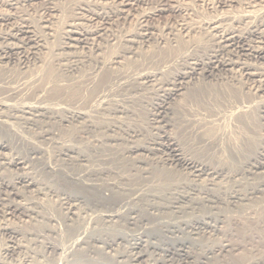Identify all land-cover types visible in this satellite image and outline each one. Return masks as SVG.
I'll return each instance as SVG.
<instances>
[{
	"label": "rangeland",
	"instance_id": "obj_1",
	"mask_svg": "<svg viewBox=\"0 0 264 264\" xmlns=\"http://www.w3.org/2000/svg\"><path fill=\"white\" fill-rule=\"evenodd\" d=\"M142 1L147 4L143 2L141 5ZM142 1L137 4L138 6L136 5L134 7V10H131V14H129L130 18L126 16L119 20L112 18L108 21L109 24H106L108 30L101 37V39H103L98 40L101 48L100 50L96 51L95 48L90 47V45L85 48H76L75 52L85 54L86 56H90V58L93 57L89 59L90 61H86L87 63L82 62L80 63L81 65L78 64V70L67 68L64 64L57 65L60 64V60L61 63H65L62 56H65L66 53L61 49L65 42L64 27L69 20L75 17L80 18L77 22L85 29L93 30L101 27L102 22L100 19H94V17L92 19V17H90V12L93 11V9L94 11H98V6H95V0H14L13 2L16 5H13L11 8L0 3V12L13 14L14 16V19L10 21L11 23L0 26V33L7 32L11 25L13 26L17 24V22L27 23L37 31L36 34L40 38L43 36L41 38H44L42 40L43 45L46 44L43 48L44 50L41 49L37 52L38 54L36 57H29L26 60L27 62L21 63L19 58H15L9 63H6L7 65H0V71L2 73L8 72L7 74L13 78L25 77L29 74H36V72L41 75L40 83L32 87H25L24 89L16 87V89L9 91L10 93L4 92L5 98L3 94H0V97L6 99L5 101L8 100L7 102L13 103L15 107H12L13 109L9 108V111L6 110V108H0V142L6 144V148L0 150V264H181L182 257L179 256L180 253L178 251L181 243L185 245V251H188L187 253L190 259L182 264H264V202L258 203L257 205L253 203V206H250L251 210L250 208L247 210L249 213L247 214L246 212L247 216H249L247 217L245 216L246 214L242 215L240 212L235 211L234 206H230L231 204L224 203L222 207H220V205H218L219 207L207 205V208H209L204 211L206 206H201L193 200H190L193 201L191 203H189V200H179L182 194L188 193L189 195L195 192L197 193V191H195L196 188L198 189L197 186L204 184L206 181H204V178L206 176L203 175L198 179L188 170L185 171L183 168L175 166L174 163L164 162L168 155H166L167 151H164L165 149L161 145L163 143H175V148L178 147L183 155L185 153L186 157L197 161L199 160L207 165L208 167H206L210 168V170L212 168L211 171L219 169L220 171L216 170V182H218L217 187L221 190L223 189V191L236 186L234 183H237L238 186L244 185L245 187L246 183L244 181H248L246 184L247 186L253 185V180H260L258 178L260 175H256L255 173L249 175L247 170L249 167H247V164H252V160H249L250 158H243L241 161L235 160L236 158H233L229 150L231 149L230 147H237L242 143L241 140L244 138V134L248 132L250 128L254 131V135L257 137L258 142L260 141V144L264 142V112H262L264 111V94H257L254 90V83L250 80H244V78L237 73L234 80L235 83L233 82V84L242 90V94L246 99L251 100L250 105L252 108L250 106L249 110L245 113L248 118L244 115L242 121L239 119L237 120L234 115H230L226 110H223V107L219 103H207L206 101H201L202 103H200V101H194V99L192 101L186 94L184 96L185 98H181L182 103L180 98L170 102L169 113L167 112L166 116L161 118V121L155 122V120L152 119L154 118V108H156V104L162 99V93L158 91V82L166 79L170 80L177 72V69L181 70L184 67V54H181V56H174V54H172L171 57L170 49L175 48L176 45L178 47L188 40L186 41L187 43H185L186 45L184 44L185 49H187L185 55L188 54V51L191 52H189V54L194 53L201 55V52L204 54L208 49L207 42L210 44L213 42L211 36L204 28L209 19L213 20L215 18L224 17L222 19H224V23L227 21L226 24H229L228 26L234 25L232 27L243 31L246 27L244 22L242 24L236 23L235 20H237L243 12L251 10L248 9L250 0H245V2H242L243 0H235V4L229 5V8L232 7L231 9H229L227 5L223 7V5H221L222 3L220 4L217 2L218 0H177L176 5L178 6L179 4L178 9H174L175 11L173 10V12L170 9L162 11L161 14L158 13L145 20L146 22L141 18V13L150 12V10L154 11L155 8L157 9L162 5L163 1ZM81 8L85 10H81ZM87 8H89L88 11ZM256 16H260V14H256ZM145 24L149 27L153 26L150 27L152 38H150L147 43H141L140 39L137 37H135L136 42L132 44L131 47L124 42V38L127 34L137 33L139 31L138 28ZM238 25L240 29H238ZM182 26H189L191 30L189 29L187 33V31L181 28ZM185 32L186 35H184ZM207 34L209 36H207ZM183 37L187 39L183 40ZM179 39L181 42H178ZM248 40L247 42L252 45L251 39L248 38ZM166 42H168V45ZM163 45L165 49L162 48ZM236 45L237 43L231 51V57L235 58L236 56V59L241 62H250L249 64L252 63V65L264 72V58L256 56L250 58L245 57L240 51V46ZM238 45L241 44L238 43ZM127 48H132V52L128 54L121 53ZM196 48L199 50L198 52ZM158 49L160 51L159 54ZM235 51L236 53L234 54L233 52ZM115 54L122 55L118 59L122 64H108L106 66L110 68L109 70L125 72L124 74L128 75L126 78L127 80L124 79L126 82L122 83L123 85L116 84V88H113L109 96L101 99L102 101L100 100V102H103L101 105H96L93 100L92 104V102H90L91 100L88 99L90 98L91 87H82L78 89L75 95H70V91L65 89V91L58 96L59 101L57 102L60 103L57 105L50 103L49 100L52 96H49V94L51 95V93L48 91L45 92V89L42 90V88H44L42 80L45 73L43 67L45 68L47 65L52 66L57 78H67V80H72L71 83H74V80L78 78L82 72H87L88 70H90L88 72L93 71V75L96 76L95 79L98 80L99 75L103 71H106V68H103L99 62L94 63V58L98 56L99 58H96L99 59V61L102 59L108 60L110 58L112 59V56ZM178 57H181V60L179 59L178 61ZM171 59L173 61H171ZM170 61L172 64H176L171 65ZM42 63H44V65ZM25 65H27V67ZM179 66L182 68H179ZM101 67L102 70L100 69ZM164 69L165 71H163ZM148 71H155L158 73V80L153 83L154 85L148 84V86H146V84L143 86L138 83L136 84L134 79L137 73L140 74ZM226 82L229 84L228 81ZM203 84L206 83L204 82ZM206 85V87H211L208 86V84ZM118 88L119 90H116ZM183 100H185V102ZM186 100L190 103L192 102L191 104L189 103L190 108ZM38 101L47 102L43 103L48 106L47 114L33 112L31 113L34 115L33 116L28 113L22 114V112H16L15 110L16 106L17 108L21 106L19 102L23 105L24 103L31 102L35 104ZM69 102L71 104H69ZM183 103L185 107L182 106ZM207 105L209 109L205 107ZM69 106H72V109ZM73 106L77 110L73 109ZM221 108L226 112L224 113L222 110L219 111ZM173 109H175L176 111H174L177 113H175ZM186 109L188 111H186ZM199 109L204 112L202 113ZM74 111H83L82 113H84V116L82 118L75 117V122L72 118L76 116ZM196 112L200 114H195ZM209 113H211L210 116ZM223 113L224 116L226 113L228 115L226 114L224 118H221L223 117V115L221 116ZM180 114L182 115L180 116ZM183 114L186 118H184L185 116ZM259 114L262 115L259 116ZM20 115L23 116L20 118ZM52 115L54 117L56 116L55 119H53L54 117ZM211 115H214L215 118ZM87 116L88 118H86ZM40 117L44 120L40 119ZM259 117L261 119H259ZM3 118L5 121L7 119V126L6 123L2 122ZM47 119H50V121ZM235 120H237L236 123L239 126L235 124ZM243 131H245V133ZM162 136H165V140L160 138ZM210 139H212V141ZM156 140L161 142L156 145ZM213 141H216V144L213 143ZM259 143L257 144L258 146H256L258 151L264 147V144L260 146ZM212 144L216 145V147ZM143 145H153L155 150L152 153L144 151L129 152V149L134 147L138 148ZM67 149L72 150L73 153L67 152ZM7 156L10 157L8 158ZM5 157L8 159H11V157L13 159L19 158L21 163L19 166H11L7 163L6 165L4 162L7 160H3ZM21 167H23V169H20ZM235 167L236 169H234ZM128 171L131 174H128ZM233 171L235 174H232ZM249 171L251 172V170ZM185 173H187V175H184ZM189 173L190 175H188ZM22 174L33 179L34 184L27 185L24 182H19L18 178ZM147 174H151L152 176L150 175L149 177L148 175L147 177ZM221 174L223 176L225 175L224 177L227 179H224ZM228 174H230V177L236 180V182L233 181ZM191 175L192 177H190ZM246 176L248 179H246ZM219 177L222 178V181ZM238 178H240V180H238ZM193 180L194 182H192ZM174 181L178 182L175 183ZM196 182L199 183L197 184ZM222 182L223 185H219L222 184ZM238 182H241V185H239ZM147 183L148 186H146ZM191 183L192 185L190 187ZM144 184L145 186H143ZM151 184H153V186H151ZM180 184L184 186L182 187ZM128 185L134 190L130 189ZM168 185L171 186L169 187ZM178 185L179 187H177ZM193 185H195V187H193ZM225 185H227V187ZM244 187L241 186V189ZM191 189H193V191ZM101 191L104 192V195H102V193L100 194ZM114 197L116 198L114 199ZM76 198L77 200H75ZM124 200L128 202L125 207L121 205ZM185 201L187 202L186 205H184L186 203ZM67 203L74 204L75 215L68 213ZM192 203L198 207H195ZM191 207L193 210H190ZM226 207L228 211L225 209ZM230 207L232 209L234 208L233 211ZM184 209H186L187 212ZM210 209L211 211H209ZM111 211H114L115 214L117 213V216L107 218L105 213ZM174 211L175 214L177 212L179 214L177 213L174 216ZM188 212H190V214ZM208 212H211L213 215L211 216L210 213L209 216ZM197 214H199L198 217ZM156 215H159V218ZM214 215L217 220L214 218ZM161 216L163 218H161ZM170 216L174 217L170 218ZM199 216L204 218L203 220L209 221L210 225L213 227L194 231L185 228L181 223L183 219H186L185 217H188V220H192V218L195 217L200 218ZM153 217L157 219L154 220ZM176 218L178 220H176ZM179 219L181 224L178 222ZM209 219H211V221ZM174 223L180 226L175 224V227ZM215 225L217 228H215ZM178 227L181 228V232L177 230ZM79 232L81 233L77 235ZM132 234L135 235L132 237ZM135 236L136 238H143V243H141V247L138 250L141 258L137 261H131L130 257L137 252V250L131 248ZM258 236L260 238H258ZM108 244H110V246H108ZM9 246H14V248L9 250Z\"/></svg>",
	"mask_w": 264,
	"mask_h": 264
},
{
	"label": "bare ground",
	"instance_id": "obj_2",
	"mask_svg": "<svg viewBox=\"0 0 264 264\" xmlns=\"http://www.w3.org/2000/svg\"><path fill=\"white\" fill-rule=\"evenodd\" d=\"M14 0H0V3L1 4H4L8 7H12L13 5H16L14 4L13 2ZM142 0H95V6L97 5L98 7V11H91L90 9V17H94V19H100L101 20V24L102 26L99 27V28H96V29H93V30H89V29H85L82 27V25L77 22L80 18L79 17H75L71 20H69L66 24H65V27H64V38H65V42L63 43V46L61 47L62 50L65 51V56H62L63 59L65 60V63H61V60H60V64H57L58 66L59 65H63L67 68H72L73 70L74 69H77L78 68V64L81 65L80 63L82 62H86L88 61L89 59H92L93 57L90 58V56H86L85 54H82V53H78V52H75L76 48L77 47H86L88 45H90V47L92 48H95L96 51L100 50V46H99V42L98 40H102L101 37L105 34V32L108 30V28L106 27V24H109L108 21L111 20L112 18H116V19H120V18H123V17H126L128 16L129 17V14H131V10H134V7ZM154 1V0H153ZM156 1V0H155ZM154 1V2H155ZM161 1V0H160ZM163 3L162 5L159 7V8H155L154 11H151L150 12H143L141 13V18L143 19V21L151 18L152 16L156 15V14H161L162 11H166V10H173L174 9H178V6L176 5L177 4V0H162ZM181 1V0H180ZM17 2V1H16ZM144 1H142L141 5L143 4ZM218 3H222L221 5H227L228 8L230 7L229 5L231 4H235V0H218L217 1ZM242 2H245V0H243ZM93 3V2H92ZM145 3V2H144ZM158 3V2H157ZM217 3V4H218ZM238 3V2H237ZM86 4V3H85ZM147 4V3H145ZM181 4V3H180ZM184 4V3H183ZM219 4V5H220ZM80 5V4H79ZM84 5V4H83ZM87 5V4H86ZM93 5V4H92ZM240 5V4H239ZM246 5V4H245ZM248 5V4H247ZM91 6V5H90ZM138 6V5H137ZM185 6V5H184ZM217 6V5H216ZM3 7V6H2ZM16 7V6H15ZM14 7V8H15ZM81 7V6H80ZM181 7V6H180ZM179 7V8H180ZM187 7V6H186ZM251 7V8H250ZM12 8V9H14ZM83 8V7H82ZM81 10H85V9H82ZM85 8V7H84ZM185 8V7H184ZM232 8V7H231ZM229 8V9H231ZM53 9V8H52ZM89 8H87V11H88ZM183 9V8H182ZM248 9H251L247 12H243L242 14H240V17L235 20L236 23H243L244 22V25H246L245 29L243 31H240V30H237L236 28L232 27V26H228L226 24L227 21H225L224 23V17H220V18H215L212 19L213 20H210L209 18V21L206 22L205 26L204 27L207 31V33L211 36L213 42L210 44L209 42L208 43V46H207V51L203 54V52H201V55L199 54H189L190 51H188V54L185 55V53H187V49H185V46L184 44L187 43L186 40L184 37L182 38L183 40L185 39V43L179 45L178 43V47L176 45L175 48H171L170 49V55L172 57V54H174V56L176 55H180L181 54H184V67H180L179 68H182L181 70H178L177 68V72L175 73V75L170 79H166L164 81L161 80V82L159 81L158 82V91L161 92V97L162 99L160 100V102L158 104H156V108L155 109V112L153 113V117L152 119L155 120V122H159L161 121V118H164V116H166L167 112L169 111L170 109V102H172L173 100H176V99H179L180 98V101H181V98H185L184 96L187 94L191 100L193 101H200V103H202L201 101H206L207 103H215V104H220L222 107H223V110H226L228 112V114L230 115H234L235 118L238 120H241L244 118V115L246 116V112L249 110L250 108V104H251V100L249 99H246L244 97V95L242 94V90H240V88L236 87L235 84H233L236 76H237V73L240 74L241 77L244 78V80H250L251 82L254 83V90L255 92L258 93H262L264 94V72L259 70L257 67H255L254 65L249 64V63H246L245 61L244 62H241L240 60H237L236 59V56L235 58L234 57H231L230 54H231V51L232 49H234L233 47L235 46V44L237 43L236 46H240V51L242 52V55L245 56V57H253V56H256V57H260V58H264V0H250V3H249V8ZM10 10V9H9ZM19 10V9H18ZM21 10V9H20ZM184 10V9H183ZM190 10V9H189ZM216 10V9H215ZM57 11V10H56ZM149 11V10H147ZM175 11V10H174ZM228 11V10H226ZM169 12V11H168ZM178 12V11H177ZM222 12H223V9H222ZM259 12V13H258ZM12 13V12H11ZM14 13V12H13ZM22 13V12H21ZM77 13V12H75ZM74 13V14H75ZM82 13V12H81ZM85 13V11H84ZM170 13V12H169ZM181 13V12H180ZM183 13V11H182ZM219 13V12H217ZM221 13V11H220ZM219 13V14H220ZM15 14V13H14ZM80 14V13H78ZM178 14V13H176ZM239 14V13H238ZM256 14H260V16H256ZM88 15V13H87ZM86 15V16H87ZM172 15V14H171ZM216 15V14H215ZM225 15V14H224ZM237 15V13H236ZM16 16V15H15ZM52 16V15H51ZM229 16V14H228ZM82 17V16H81ZM89 17V16H87ZM172 17V16H171ZM215 17V16H214ZM232 17V16H231ZM254 17V18H252ZM72 18V17H71ZM130 18V17H129ZM234 18V17H233ZM14 19V16L13 14H9V13H3V12H0V26L1 25H4L7 23H11L10 21ZM16 19H17V16H16ZM88 19V18H87ZM87 19H84V20H87ZM90 19V18H89ZM185 19V18H184ZM228 19V18H227ZM253 19V20H252ZM230 20V19H229ZM228 20V21H229ZM24 21V20H23ZM22 21V22H23ZM48 21V19H47ZM249 21V22H248ZM88 22V21H87ZM146 22V21H145ZM252 22V23H251ZM83 23V22H82ZM32 24V23H31ZM99 24V23H98ZM122 24V23H121ZM179 24V23H178ZM184 24V23H183ZM188 25V24H187ZM204 25V24H203ZM5 26V25H4ZM9 26V25H8ZM85 26V25H84ZM112 26V25H111ZM155 26V25H154ZM236 26V25H235ZM35 27V26H34ZM137 27V26H136ZM150 27H153V26H150ZM149 26H147L146 24L145 25H142L140 26L139 31L136 33L134 32L135 34H125V38H124V42L127 43L128 45H131L134 44L136 41H135V37L139 38L141 43L142 42H148V40L150 38H152V31H151V28ZM192 27V26H191ZM2 28V27H1ZM7 28V27H6ZM44 28V27H42ZM91 28V27H90ZM183 28L185 31H189V29L191 30V28L188 27H181ZM46 29V28H45ZM92 29V28H91ZM155 29V28H154ZM153 29V30H154ZM193 29V28H192ZM238 29L239 28V25H238ZM49 30V29H48ZM135 30V29H134ZM7 31V30H6ZM156 31V30H155ZM37 31H35V29L27 24V23H18L15 24V25H11L10 29L5 32V33H0V65H3V64H6V63H9L12 59H15V58H19L21 60V63H24L29 57H36V55L38 54L37 52H39L41 49H43L45 47V45H43V39H41L37 34H36ZM40 33V32H39ZM132 33V32H131ZM204 33V31H203ZM157 34V33H156ZM207 34V36H209ZM43 35V34H42ZM110 35V34H108ZM123 35V34H122ZM183 35V34H182ZM184 35H186V32L184 33ZM183 35V36H184ZM41 36V35H40ZM188 36V35H187ZM157 37V36H156ZM174 37V36H173ZM63 38V39H64ZM162 38V37H161ZM209 38V37H208ZM248 38L251 39V42L253 43L251 45V43L249 44L247 42ZM123 39V37H122ZM171 39H172V35H171ZM177 39V38H176ZM189 39V38H188ZM210 39V38H209ZM111 40V38H110ZM164 40V39H163ZM166 40V39H165ZM174 40V39H173ZM172 40V41H173ZM211 40V39H210ZM171 41V42H172ZM176 41V40H175ZM180 41V39L178 40V42ZM249 41V40H248ZM98 42V43H97ZM105 42V41H104ZM121 42L123 43V41L121 40ZM181 42V41H180ZM211 42V41H210ZM168 42H166L167 44ZM192 43V42H191ZM205 43V44H207ZM238 43H240L241 45H238ZM194 44V43H193ZM196 44V43H195ZM199 44V43H198ZM201 44V43H200ZM61 45V44H60ZM118 45V44H117ZM136 45V44H135ZM159 45V44H158ZM168 45V44H167ZM175 45V43H174ZM186 45V44H185ZM203 45V44H202ZM200 46V45H199ZM47 47V46H46ZM145 47V46H144ZM192 47V46H191ZM203 47V46H202ZM205 47V46H204ZM210 47V48H209ZM48 48V47H47ZM162 48H164V45L162 46ZM206 48V47H205ZM165 49V48H164ZM203 49V48H202ZM44 50V49H43ZM124 50V49H123ZM197 52L199 51L197 48H196ZM206 50V49H205ZM82 51V50H81ZM85 51V50H84ZM42 52V51H41ZM40 52V53H41ZM88 52V51H87ZM120 52V51H119ZM132 52V48H127L125 49V51L121 52V53H131ZM194 52V51H193ZM196 52V51H195ZM196 52V53H197ZM160 53L159 49H158V54ZM191 53V52H190ZM234 54L236 53L233 52ZM168 54V53H167ZM203 54V55H202ZM161 55V54H160ZM93 56V55H92ZM122 55L120 54H115L112 56V59H108V60H100L97 59L96 56L93 61L94 63L96 62H99L101 64V66L104 68H106V71H103L100 75H99V79L96 80L95 79V75H93V71L91 72H88L90 70H86L87 72H82L78 78H76L74 81V83H71L72 80H67V78H63V79H60V78H57L55 76V73H54V69L52 66H48L46 63V67L44 68L43 66V69H44V78L42 80V84L44 86L43 89H45V92H50L51 95L49 93V96H52L50 98V103L53 105H57L58 103L60 102H57L59 101L58 100V96H60V94L62 92L65 91V89H67L68 91H70V95H75L78 91V89L82 88V87H91V91H90V98H88L89 100H91L90 102H93L96 103V105H101V103L103 102H100L101 99H104L105 97H108L109 96V93L113 90V88L115 87L116 88V84L117 85H123L122 83H125L126 81L124 79L127 78V74H124L123 72H119V71H113V70H109L110 68H108V66L106 65H112V64H122L118 59L121 57ZM135 56V55H133ZM238 56V54H237ZM49 57V56H48ZM60 57V56H59ZM242 57V56H241ZM244 57V58H245ZM55 58V57H53ZM99 58V57H98ZM105 58V57H104ZM176 58V57H175ZM174 58V59H175ZM247 58V59H248ZM259 58V59H260ZM34 59V58H33ZM47 59V58H46ZM49 59V58H48ZM173 59V58H172ZM171 59V61H173ZM177 59V58H176ZM179 59L181 60V57H178V61ZM239 59V58H238ZM32 60V59H31ZM43 60V59H42ZM63 60V61H64ZM246 60V58H245ZM30 61V60H29ZM45 61V60H44ZM62 61V62H63ZM90 61V60H89ZM92 61V62H93ZM160 61V60H159ZM170 61V62H171ZM177 61V62H178ZM14 62V61H12ZM17 62V61H16ZM27 62V61H26ZM20 63V62H19ZM50 63V62H49ZM55 63H56V60H55ZM87 63V62H86ZM175 63V62H174ZM16 64V63H15ZM44 65V63H42ZM160 64V63H159ZM165 64V63H164ZM168 64V63H167ZM171 65H175V64H172V62L170 63ZM180 64V62H179ZM259 64V63H258ZM7 65V64H6ZM41 65V64H40ZM39 65V66H40ZM93 65V64H92ZM95 65V64H94ZM98 65V64H96ZM170 65V66H171ZM27 67V65H25ZM24 66V67H25ZM36 66V64H35ZM183 66V65H181ZM100 67V66H99ZM102 67L100 68L102 70ZM161 67V66H160ZM159 67V68H160ZM165 67V66H163ZM157 68V67H156ZM158 68V70H159ZM162 68V67H161ZM161 68H160V71H161ZM264 68V67H263ZM96 69V68H95ZM155 69V68H154ZM163 69V68H162ZM78 70V69H77ZM99 70V69H98ZM100 70V71H101ZM156 70V69H155ZM157 70V71H158ZM167 70V69H166ZM42 71V69H41ZM40 71V72H41ZM61 71V70H60ZM70 71V70H69ZM99 71V72H100ZM158 71V72H160ZM165 71V69L163 70ZM173 71V70H172ZM8 73V72H7ZM7 73H2L0 71V94H3L4 92H8L10 93L9 91L13 90V89H16V87H20V88H29V87H32L34 86L35 84L37 83H40V80H41V75L36 72V74H29L25 77H21V78H13V77H10ZM59 73V72H58ZM95 73V72H94ZM98 73V72H97ZM96 73V74H97ZM6 74V75H5ZM42 74V73H41ZM157 72H153V71H148V72H143V73H140L136 75L134 81L136 82V84H140V85H146L148 86V84H153L155 83L158 79H157ZM164 74V73H163ZM20 75H21V72H20ZM40 75V76H38ZM59 75V74H58ZM60 76V75H59ZM172 76V75H170ZM159 77V76H158ZM130 78V77H129ZM169 78V77H168ZM132 79V78H131ZM127 80V79H126ZM130 80V79H128ZM241 80V79H240ZM228 81L229 84L226 82ZM206 83L208 84V86H211V87H206L207 85L206 84H203V83ZM67 83V84H66ZM235 83V82H234ZM237 83V82H236ZM90 84V85H88ZM244 84V83H243ZM65 85V86H63ZM154 85V84H153ZM125 86V85H124ZM131 86V85H129ZM135 86V85H134ZM142 86V87H143ZM122 87V86H121ZM120 87V88H121ZM244 87V86H243ZM247 87V86H246ZM249 87V86H248ZM126 88V87H125ZM129 88V87H127ZM157 88V87H156ZM135 89V88H134ZM244 89V88H243ZM18 90V89H17ZM21 90V89H20ZM85 90V88H84ZM116 90H119L116 89ZM136 90V89H135ZM245 90V89H244ZM243 90V91H244ZM250 90H251V87H250ZM157 91V92H158ZM34 92V91H33ZM44 92V91H43ZM67 92V91H66ZM115 92V91H114ZM14 93V92H12ZM22 93V92H20ZM36 93V92H35ZM31 94V93H30ZM29 94V95H30ZM40 94V93H39ZM246 94V93H245ZM15 95V94H14ZM45 95V94H44ZM43 95V96H44ZM65 95V94H64ZM40 96V95H39ZM38 96V97H39ZM3 97L5 98L4 94H3ZM9 97V95H8ZM22 97V95H21ZM27 97V96H26ZM32 97V96H31ZM41 97V96H40ZM63 97V95H62ZM61 97V98H62ZM247 97V95H246ZM2 97H0V108H6V110H8L9 108H12L14 107V104L13 103H10V102H7L5 101L6 99H4ZM20 98V97H19ZM35 98V97H34ZM46 98V97H45ZM113 98V96H112ZM160 98V96H159ZM41 99V98H40ZM43 99V97H42ZM48 99V98H47ZM60 99V98H59ZM63 99V98H62ZM61 99V100H62ZM188 99V98H187ZM212 101H211V100ZM260 99V98H259ZM189 100V99H188ZM187 101V105L189 106L191 103ZM214 100V101H213ZM48 101V100H47ZM82 101V100H81ZM87 101V100H86ZM102 101V100H101ZM104 101V100H103ZM158 101V99H157ZM185 102V100H183ZM262 101V100H261ZM26 102V101H25ZM45 101H38L37 103H24L22 105L21 102L20 105L18 108L16 106V112L17 111H20L22 112V114L24 113H28V114H31L33 112H37L39 114H42V113H45L47 114L46 112L48 111V106L46 104H43ZM92 102V104H93ZM260 102V101H259ZM47 103V102H45ZM83 103V102H82ZM182 103V101H181ZM180 103V104H181ZM190 103V104H189ZM196 103V102H194ZM193 103V104H194ZM255 103V102H254ZM253 103V104H254ZM262 103V102H261ZM67 104V103H65ZM69 104H71L69 102ZM74 104V103H73ZM81 104V103H80ZM256 104V103H255ZM254 104V105H255ZM91 105V103H90ZM212 105V104H211ZM218 105V106H220ZM253 105V106H254ZM260 105V104H259ZM262 105V104H261ZM68 106V105H66ZM75 106V105H74ZM73 106V107H74ZM78 106V105H76ZM81 106V105H80ZM92 106V105H91ZM184 103H183V105ZM198 106V105H197ZM201 106V105H200ZM203 106V105H202ZM220 106V107H221ZM70 107V106H69ZM68 107V108H69ZM72 107V106H71ZM70 107V108H71ZM90 107V106H89ZM115 107V106H114ZM154 107V106H153ZM183 107V108H184ZM209 109L208 105L205 106ZM256 107V106H255ZM260 107V106H259ZM263 107V106H262ZM261 107V108H262ZM15 108V107H14ZM51 108V107H50ZM113 108V107H112ZM124 108V107H123ZM188 108V107H186ZM190 108V106H189ZM198 108V107H196ZM202 108V107H201ZM216 108V107H215ZM252 108V106H251ZM13 109V108H12ZM27 109V110H25ZM56 109V108H55ZM72 109V108H71ZM75 110H77L75 107L73 108ZM80 109V108H79ZM82 109V108H81ZM89 109V108H87ZM96 109V108H95ZM122 109V108H121ZM193 109V108H192ZM205 109V108H204ZM213 109V107H212ZM264 109V107H263ZM1 110V109H0ZM5 110V109H4ZM118 110V109H117ZM172 110V109H171ZM170 110V111H171ZM175 109H173L174 111ZM195 110V109H194ZM197 110V109H196ZM200 110V109H199ZM214 110V109H213ZM217 110V109H215ZM222 110L219 109V111ZM222 110V111H223ZM252 110V109H251ZM257 110V109H256ZM259 110V109H258ZM262 110V109H261ZM9 111V110H8ZM72 111V110H71ZM89 111V110H88ZM116 111V110H114ZM120 111V110H118ZM117 111V112H118ZM176 111V110H175ZM174 111V112H175ZM186 111H188L186 109ZM198 111V110H197ZM202 111V110H200ZM199 111V112H200ZM226 111H223L224 113ZM12 112V110H11ZM15 112V111H14ZM52 112V111H51ZM75 112V111H74ZM83 112V111H82ZM80 111H76L75 112V115L74 117H72L74 120H75V117L77 118H82L84 116V113H82ZM122 112V111H121ZM190 112V111H189ZM199 112H196L195 114H200ZM204 111H202L203 113ZM218 112V111H216ZM250 112V111H249ZM249 112H248V115H249ZM258 112V111H257ZM264 112V111H262ZM50 113V112H49ZM152 113V112H151ZM169 113V112H168ZM171 113V112H170ZM177 113V112H175ZM192 113V111H191ZM201 113V114H202ZM224 113L221 114V116L223 115V117L221 118H224L226 116H224ZM10 114V113H9ZM12 114V113H11ZM36 114V113H35ZM38 114V115H39ZM51 114V113H50ZM56 114V113H55ZM58 114V113H57ZM86 114V113H85ZM114 114V112H113ZM174 114V113H173ZM188 114V113H187ZM205 114V113H204ZM211 113H209V116H210ZM219 114V113H217ZM217 114H216V118H217ZM227 114V115H228ZM264 114V113H263ZM27 115V114H26ZM25 115V117H26ZM33 115V114H31ZM49 115V114H48ZM54 115V114H53ZM52 115V116H53ZM59 115V114H58ZM63 115V114H62ZM152 115V114H151ZM169 115H172V114H169ZM182 114H180L181 116ZM184 115V114H183ZM203 115V114H202ZM229 115V117H230ZM262 115V114H259V116ZM21 116L23 115H20V118ZM34 116V115H33ZM51 116V117H52ZM185 116V115H184ZM183 116V117H184ZM195 116V115H194ZM193 116V117H194ZM201 116V115H200ZM215 118L214 115H211ZM5 117V116H3ZM10 117V116H9ZM8 117V119H9ZM16 117V116H15ZM36 117V116H35ZM43 117V116H42ZM48 117V116H47ZM50 117V116H49ZM54 117V116H53ZM56 117V116H55ZM55 117L53 119H55ZM60 117V115H59ZM64 117V115H63ZM171 117V116H170ZM192 117V118H193ZM206 117V116H205ZM220 117V116H219ZM247 117V116H246ZM33 118V117H32ZM67 118V117H65ZM88 118V116L86 117ZM115 118V117H114ZM180 118V117H179ZM186 118V116L184 117ZM189 118V117H188ZM196 118L198 119V117L196 116ZM195 118V119H196ZM227 118V117H226ZM225 118V119H226ZM248 118V117H247ZM251 118V117H250ZM18 119V117H17ZM39 119V118H37ZM40 119H43L40 117ZM149 119V118H148ZM151 119V120H152ZM234 119V118H233ZM259 119H261L259 117ZM263 119V118H262ZM1 120V118H0ZM11 120V119H10ZM44 120V119H43ZM48 121H50V119H47ZM59 120V119H58ZM63 120V119H62ZM66 120V119H65ZM85 120V119H84ZM167 120V119H166ZM170 120V119H169ZM186 120V119H185ZM193 120V119H192ZM229 120V119H228ZM235 120V124L236 121ZM247 120V119H246ZM250 120V119H248ZM29 121V120H28ZM37 121V120H36ZM83 121V120H82ZM165 121V120H164ZM183 121V119H182ZM187 121V120H186ZM196 121V120H195ZM216 121V120H215ZM251 121V120H250ZM3 123H6L7 122V119L5 121V119L3 118L2 120ZM10 122V121H9ZM8 122V123H9ZM34 122V120H33ZM62 122V121H61ZM68 122V121H67ZM71 122V121H70ZM76 122V120H75ZM166 122V121H165ZM164 122V124H165ZM168 122V121H167ZM232 122V121H231ZM247 122V121H245ZM244 122V123H245ZM1 123V122H0ZM66 123V122H65ZM78 123V122H77ZM162 123V122H161ZM192 123V122H191ZM233 123V122H232ZM157 124V123H156ZM249 124V123H247ZM8 124L6 123V126ZM156 126V125H155ZM237 126H239L237 124ZM251 126V125H250ZM264 126V125H263ZM242 127V126H241ZM240 127V128H241ZM244 127V125H243ZM242 127V128H243ZM246 127V126H245ZM252 127V126H251ZM161 128V127H160ZM238 128V127H237ZM239 128V129H240ZM249 129V127H248ZM247 129V131H248ZM44 131V130H43ZM245 133V131H243ZM52 135V134H51ZM50 135V136H51ZM167 135V134H165ZM243 135V133H242ZM244 138L241 140V144L237 147H230L231 149L229 151H231V155L233 156V158L235 160H238V161H241V159L243 160V158H250L249 160H252V164L251 163H248L247 164V167H249L248 170V173L249 175L250 174H253L255 173L256 175H260L258 176V178L260 180H253L254 183L253 185H250V186H247V182L244 181L246 184H245V187L244 185H241L240 183L241 182H238L239 185L243 186L244 188L241 189V186H238L237 183H234L233 181L236 182V180L232 179V177H230V174L229 177L233 180L232 182L236 185L234 187H231L232 184L230 183V187L228 190H224L223 189L221 190L220 188H218L217 186V183L216 182V178H217V172L216 170H219V169H216L215 171H211L210 168H207L208 166L203 164L202 162H200L199 160H194V159H191V158H188L185 156V153L184 155L181 153V151L177 148H175V143H163L161 144L163 147H164V151H167L166 155H168V157L165 159L164 162H169V163H174L175 166H179L181 168H183V170H188L194 177H197L198 179L201 178L203 175L206 176L204 178V184L201 186H197V183L196 186L198 187V189L196 188L195 191H197V193L195 192L194 194H182L180 195L179 197V200H186L188 201L189 200V203L195 201L196 203L200 204L201 206H206V209L207 210V205L209 206H217L219 207L218 205H220V207H222V205L225 203V204H231L230 206H234L235 208V211H238L240 212V214H246L247 210L250 208V206L255 203L256 205L258 203H263L264 202V147L261 148V150H257L256 149V146H258L257 144L260 142H258V139L257 137H255L254 135V131L250 128L248 132H246L244 134ZM41 136V135H40ZM49 136V137H50ZM159 138V137H158ZM157 138V139H158ZM160 138H165V136H162ZM48 139V138H46ZM264 139V138H263ZM262 139V140H263ZM160 140V139H159ZM165 140V139H164ZM173 140V139H172ZM212 141V139H210ZM215 140V139H214ZM209 141V139H208ZM210 141V142H211ZM6 142V141H5ZM155 142V141H154ZM157 143H155L156 145L160 142H158L156 140ZM174 142V141H173ZM176 142V141H175ZM178 142V141H177ZM207 142V141H206ZM205 142V143H206ZM208 142V143H210ZM8 143V142H6ZM152 143V142H151ZM212 143V142H211ZM213 143L216 144V141H213ZM261 143V142H260ZM259 143V144H260ZM153 144V143H152ZM221 144V143H220ZM264 142L261 145H263ZM6 144L0 142V150L1 149H5ZM208 145V144H206ZM213 145V144H212ZM223 145V144H222ZM179 146V144H178ZM210 146V144H209ZM208 146V147H209ZM214 147H216V145H213ZM220 146V145H219ZM264 146V145H263ZM129 147V146H128ZM180 147V146H179ZM211 147V146H210ZM218 147V146H217ZM157 148V147H156ZM10 149V148H9ZM75 149V148H74ZM2 150V151H3ZM76 150V149H75ZM79 150V149H78ZM155 150V147L153 148V145L151 146H141V147H134L132 149H129V152H136V151H144V152H147V153H152L153 151ZM160 150V149H159ZM67 152H72V150L70 149H67L66 150ZM77 151V150H76ZM75 152V151H74ZM79 154V153H77ZM9 155V154H8ZM63 155V154H62ZM66 155V154H65ZM64 155V156H65ZM81 155V154H80ZM79 155V156H80ZM129 155V154H128ZM230 155V153H229ZM85 156V155H84ZM188 156V155H187ZM2 157V156H1ZM8 157V156H7ZM7 157H5L3 160H7L6 162H3L6 164H9L11 166H19V164L21 163V161H19L20 159L19 158H12L11 159H8ZM29 157V156H28ZM123 157V156H122ZM166 157V156H165ZM82 158V157H81ZM80 158V159H81ZM121 158V157H120ZM34 159V158H33ZM79 159V157H78ZM83 159V158H82ZM81 159V160H82ZM123 159V158H121ZM139 159V158H138ZM124 160V159H123ZM80 161V160H79ZM126 161V160H125ZM246 162V161H244ZM248 162V161H247ZM6 164V165H7ZM75 164V162H74ZM243 164V163H241ZM246 164V163H245ZM233 165V164H232ZM238 165V164H237ZM124 166V165H123ZM126 166V165H125ZM207 166V167H206ZM130 167V166H129ZM234 167V166H233ZM232 167V169H233ZM240 167V166H238ZM251 167V168H250ZM15 168V167H14ZM132 168V167H131ZM130 168V169H131ZM214 168V167H213ZM231 168V166H230ZM244 168V167H243ZM20 169H23V167H21ZM136 169V168H135ZM221 169V168H220ZM236 169V167L234 168ZM238 169V168H237ZM16 170V169H15ZM19 170V169H18ZM179 170V169H178ZM228 170V169H227ZM231 170V169H230ZM239 170V169H238ZM251 170V172L249 171ZM130 171V170H129ZM128 171V172H129ZM134 171V170H133ZM220 171V170H219ZM223 171V170H222ZM108 172V171H107ZM106 172V173H107ZM139 172V171H138ZM136 172V173H138ZM229 172V171H228ZM238 172V171H236ZM24 173V172H23ZM29 173V172H28ZM146 173V172H145ZM179 173V171H178ZM184 173V172H183ZM182 173V174H183ZM190 173L188 175H190ZM219 173V172H218ZM225 173V172H224ZM15 174V173H14ZM128 174H131L130 172ZM227 174V173H226ZM232 174H235L234 171ZM231 174V175H232ZM262 174V175H261ZM126 175V174H125ZM124 175V176H125ZM149 174H147L146 176L148 177ZM151 175V174H150ZM149 175V177H150ZM184 175H187V173H185ZM183 175V176H184ZM192 175L190 177H192ZM222 175V174H221ZM244 175V173H243ZM255 175V176H256ZM152 176V175H151ZM223 176V175H222ZM225 176V175H224ZM223 176V177H224ZM227 176V175H226ZM233 176V175H232ZM254 176V175H252ZM176 177V176H175ZM236 177H239V176H236ZM235 177V178H236ZM247 177V176H246ZM170 178V177H169ZM220 178V177H219ZM234 178V177H233ZM244 179V177H242ZM252 178V177H251ZM19 182L21 183H26L27 185H31L34 181L33 179H31L29 176L27 175H21L19 178ZM150 179V178H149ZM167 179H168V176H167ZM193 179V178H192ZM221 181H222V178H220ZM224 179H227L224 177ZM230 179V180H231ZM242 179V181H243ZM248 179V177L246 178ZM244 179V180H246ZM238 180H240V178H238ZM252 180V179H251ZM150 181V180H149ZM152 181V180H151ZM169 181V180H167ZM129 182V181H128ZM173 182V181H172ZM175 183L178 182V181H174ZM189 182V181H187ZM186 182V183H187ZM194 182V180L192 181ZM181 183V182H179ZM183 183V182H182ZM229 183V182H227ZM250 183V182H249ZM252 183V181H251ZM250 183V184H251ZM34 184V183H33ZM134 184V183H133ZM195 184V183H193ZM225 184V183H224ZM233 184V185H234ZM243 184V183H242ZM16 185V184H15ZM14 185V186H15ZM120 185V184H119ZM165 185V184H164ZM177 185V184H176ZM181 185V184H180ZM192 183L190 184V187H191ZM219 185H223V182L222 184H219ZM122 186V185H121ZM130 187V189L134 190L133 188H131L130 185H128ZM145 186V184L143 185ZM148 186V183L147 185ZM150 186V185H149ZM151 186H153V184H151ZM157 186V185H156ZM169 187L171 185H168ZM174 186V185H173ZM182 186V185H181ZM184 186V185H183ZM182 186V187H183ZM227 187V185H225ZM228 186V187H229ZM247 186V187H246ZM106 187V186H104ZM110 187V186H109ZM123 187V186H122ZM127 187V185H126ZM128 187V188H129ZM161 187V186H159ZM158 187V188H159ZM163 187V186H162ZM165 187V186H164ZM168 187V188H169ZM176 187V186H175ZM179 187V185L177 186ZM193 187H195V185H193ZM201 187V188H199ZM221 187V186H220ZM225 187V188H226ZM236 187V188H235ZM119 188V187H118ZM147 188V187H146ZM152 188V187H151ZM222 188V187H221ZM108 189H111V188H108ZM148 189V188H147ZM154 189V188H153ZM164 189V188H163ZM171 189V188H169ZM174 189H177V188H174ZM181 189V187H180ZM190 189V188H189ZM152 190V189H151ZM162 190V189H161ZM160 190V192H161ZM179 190V189H178ZM184 190V188H183ZM186 190V189H185ZM193 191V189H191ZM201 190V191H200ZM89 191V190H87ZM105 191V190H104ZM149 191V190H147ZM181 192V191H180ZM102 193V195H104V192L101 191L100 194ZM111 193V192H110ZM113 193V192H112ZM154 193V192H153ZM172 193V192H171ZM179 193V192H178ZM193 193V192H192ZM176 194V193H175ZM181 194V193H180ZM114 195V193H113ZM177 195V194H176ZM193 195V196H191ZM262 196V197H261ZM178 197V195H177ZM107 198V197H106ZM113 198V197H112ZM116 197H114L115 199ZM113 199V200H114ZM176 199V197H175ZM77 200V198L75 199ZM111 200V199H110ZM117 200V199H116ZM190 200H193V201H190ZM177 201V199H176ZM175 201V202H176ZM185 201V202H186ZM72 202V201H71ZM112 202V201H111ZM178 202V201H177ZM174 203V202H173ZM68 204V207H67V210H68V213L73 215L75 213V206L74 204H70V203H67ZM110 204V203H109ZM128 204L127 201H123L121 203L122 206H126ZM187 202L184 204L186 205ZM194 204V203H192ZM120 205V204H119ZM156 205V204H155ZM183 205V204H182ZM195 205V204H194ZM108 206V205H107ZM197 205H195L196 207ZM199 206V207H201ZM225 206V205H224ZM228 206V205H227ZM253 206V205H252ZM165 207V205H164ZM168 207V206H166ZM175 207V206H174ZM198 207V206H197ZM258 207V206H257ZM170 208V207H168ZM173 208V207H172ZM178 208V207H177ZM194 208V207H193ZM233 208V209H234ZM253 208V207H252ZM114 209V208H112ZM153 209V207H152ZM189 209V208H188ZM192 209V207L190 208V210ZM203 209V208H202ZM214 209V208H212ZM220 209V208H219ZM227 209V207L225 208ZM230 209H232L230 207ZM232 209V211H233ZM156 210V209H155ZM159 210V209H158ZM179 210V209H178ZM186 211V209H184ZM193 210V209H192ZM200 210V209H198ZM251 210V208H250ZM110 211V210H109ZM160 211V210H159ZM189 211V210H188ZM211 211V209L209 210ZM216 211V210H214ZM219 211V210H218ZM217 211V212H218ZM228 211V209H227ZM226 211V212H227ZM231 211V210H230ZM135 212V211H134ZM152 212V211H151ZM149 212V213H151ZM156 212V211H155ZM187 212V211H186ZM67 213V214H68ZM129 213V212H128ZM146 213V211H145ZM153 213V212H152ZM151 213V214H152ZM173 213V212H172ZM178 213V212H177ZM176 213V214H177ZM190 214V212H188ZM194 213V212H193ZM197 213V212H196ZM211 213V212H210ZM210 213L208 212L209 216H210ZM213 213V211H212ZM211 213V216L213 215ZM215 213V212H214ZM234 213V212H233ZM232 213V214H233ZM249 212H247L248 214ZM254 213V211H253ZM37 214V213H36ZM120 214V213H119ZM148 214V212H147ZM146 214V215H147ZM163 214V213H162ZM166 214V213H164ZM175 214V211H174V216L176 215ZM179 214V213H178ZM187 214V213H185ZM218 214V213H217ZM216 214V215H217ZM220 214V213H219ZM247 214L245 216H247ZM255 214H256V210H255ZM75 215V214H74ZM106 217L107 218H113L115 216H117V213L115 214L114 211L112 212H108V213H105ZM129 215V214H128ZM135 215V214H134ZM139 215V214H138ZM199 214H197V217H198ZM231 215V214H230ZM125 216V215H124ZM149 216V215H148ZM152 216V215H151ZM154 216V215H153ZM157 216V215H156ZM159 216V215H158ZM157 216V217H158ZM174 216H170V218L174 217ZM190 216V215H189ZM193 216V215H192ZM203 216V215H201ZM201 216H199L201 218ZM207 216V215H206ZM208 216V217H209ZM224 216V215H223ZM226 216V215H225ZM236 216V215H235ZM240 216V215H239ZM127 217V216H126ZM130 217V216H129ZM194 217V216H193ZM218 217V216H217ZM249 217V216H247ZM263 217V216H262ZM149 218V217H148ZM152 218V217H151ZM159 218V217H158ZM161 218H163L161 216ZM160 218V219H161ZM186 219H183V221H181L182 225H184L185 228H189L191 230H200V229H209L211 227H213L212 225H210L209 221H205L203 220L204 218H192V220H188L187 218L188 217H185ZM191 218V217H190ZM213 218V217H212ZM214 218L215 215H214ZM230 218V217H229ZM233 218V217H232ZM236 218V217H235ZM253 218V217H252ZM102 219V218H101ZM128 219V218H127ZM136 219V218H135ZM154 219V217H153ZM152 219V220H153ZM157 219V218H156ZM154 219V220H156ZM250 219V218H249ZM257 219H258V214H257ZM132 220V218H131ZM130 220V221H131ZM149 220V219H148ZM176 220H178L176 218ZM211 221V219H209ZM217 220V218H216ZM214 220V221H216ZM220 220V219H219ZM238 220V218H237ZM129 221V222H130ZM249 221V220H248ZM248 221H245V222H248ZM128 222V223H129ZM180 223V219L178 221ZM217 222V221H216ZM221 222V220H220ZM132 223V222H131ZM180 223V224H181ZM176 223H174L175 225ZM212 224V223H211ZM251 224V222H250ZM258 224V223H257ZM173 225V226H174ZM177 225V224H176ZM175 225V227H176ZM217 225V223H216ZM215 225V228H217ZM223 225V224H222ZM177 226H180V225H177ZM251 226V225H249ZM182 227V228H184ZM166 228V227H165ZM172 229V228H171ZM180 227L177 228V230L180 231ZM223 229V228H221ZM9 231V230H8ZM183 231V229H182ZM186 231V230H185ZM189 231V230H188ZM187 231V232H188ZM207 231V230H206ZM214 231V230H213ZM222 231V230H221ZM228 231V230H227ZM11 232L13 233V231L11 230ZM181 232V231H180ZM186 232V233H187ZM218 232V231H217ZM15 233V232H14ZM81 232H79L77 235H79ZM84 233V232H83ZM195 233V232H194ZM184 234V233H183ZM193 234V233H192ZM94 235V234H93ZM135 235V234H134ZM132 234V237L134 236ZM221 235V234H220ZM131 236V235H130ZM141 236V235H140ZM204 236V235H203ZM98 238V237H97ZM126 238V237H125ZM190 238V237H189ZM257 238V237H256ZM258 238H260L258 236ZM99 239V238H98ZM122 239V238H121ZM124 239V237H123ZM143 238H136L135 236V239L133 240V243L131 244V248L133 250H137V252H135L131 257V261H137L141 258V255H140V252L138 251L141 247V243H143ZM186 239V238H185ZM78 240V239H77ZM96 241V240H95ZM145 241V240H144ZM191 241V240H190ZM193 241V240H192ZM196 241V240H195ZM221 241V240H220ZM259 241V240H258ZM129 242V241H128ZM217 242V241H216ZM215 242V243H216ZM226 242V241H225ZM74 243V242H73ZM17 244V243H16ZM219 244V243H218ZM234 244V243H233ZM97 245V244H96ZM229 245V244H228ZM108 246H110V244H108ZM212 246V245H211ZM9 250H12L14 248V246H9ZM17 247V246H16ZM159 248V247H158ZM220 248V247H219ZM7 249V248H6ZM211 249V248H210ZM7 251V250H6ZM152 251V250H151ZM179 251V256H181V264L182 263H185L187 262V260L189 259V255H188V251L186 252L185 251V245L183 243H181V246L180 248L178 249ZM12 252V251H11ZM149 253V252H148ZM206 256V255H205ZM128 257V256H127ZM192 258V257H191ZM174 260V259H173ZM190 260V259H189ZM166 261V260H165ZM196 261V260H195ZM202 262V260H201ZM2 263V262H1ZM129 263V262H128ZM136 263V262H135ZM180 263V261H179ZM203 264V263H202Z\"/></svg>",
	"mask_w": 264,
	"mask_h": 264
}]
</instances>
